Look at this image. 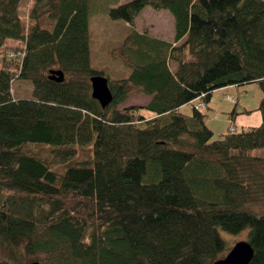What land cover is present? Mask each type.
Returning <instances> with one entry per match:
<instances>
[{"label": "trees", "instance_id": "16d2710c", "mask_svg": "<svg viewBox=\"0 0 264 264\" xmlns=\"http://www.w3.org/2000/svg\"><path fill=\"white\" fill-rule=\"evenodd\" d=\"M122 1L0 0V264H215L223 233L245 231L249 264H264V0ZM151 7L170 13L172 41L136 28ZM93 15L134 26L125 77L92 66ZM251 82L261 124L216 138L214 91ZM134 93L150 100L120 108Z\"/></svg>", "mask_w": 264, "mask_h": 264}, {"label": "rangeland", "instance_id": "374dc122", "mask_svg": "<svg viewBox=\"0 0 264 264\" xmlns=\"http://www.w3.org/2000/svg\"><path fill=\"white\" fill-rule=\"evenodd\" d=\"M130 0H123L126 3ZM31 3L26 2L21 8L24 20H27ZM152 8V7H151ZM147 8L139 16L136 22V28L147 30L150 34L167 40H173L175 35L174 20L168 11H157L154 8ZM134 29V26L124 20H111L103 15H93L90 21V45L92 66L96 69L106 70L109 76L113 78L125 77L131 69L121 59L122 44L125 37ZM179 44V43H177ZM114 53V54H113ZM121 57V58H120ZM58 66H55V68ZM175 68V64H173ZM106 76V75H105ZM227 87L216 89L213 93L214 99L210 100V107L206 108L207 123L214 130L217 138L221 133L227 131L232 123L240 129L243 126H257L262 122L261 111L247 112L253 110L260 104L263 93L259 83L251 82L241 85L228 91ZM15 97H31L33 86L30 81L18 80L14 84ZM239 99V107L236 120L232 121V111ZM150 98L139 93L131 95L130 99L120 108L129 105H145ZM238 103V104H239ZM237 104V105H238ZM192 104H185L181 107V112L191 113ZM245 112V113H244ZM148 114V113H147ZM150 116V115H148ZM254 210L264 211V204H257ZM248 232L245 231L240 235L232 236L229 233H223L228 240V246L233 247L236 242L247 240ZM230 250L227 251V253ZM227 253H225L227 255ZM225 254L224 257L226 256ZM223 258V257H221Z\"/></svg>", "mask_w": 264, "mask_h": 264}, {"label": "water", "instance_id": "95a60500", "mask_svg": "<svg viewBox=\"0 0 264 264\" xmlns=\"http://www.w3.org/2000/svg\"><path fill=\"white\" fill-rule=\"evenodd\" d=\"M49 78L57 82L65 81V72L63 70H50ZM92 96L103 108L110 105L114 99L109 79L103 74H96L91 77ZM255 250L248 240H241L231 248L227 255L216 261L215 264H249L253 259ZM37 264V263H34Z\"/></svg>", "mask_w": 264, "mask_h": 264}, {"label": "crops", "instance_id": "0c3cea01", "mask_svg": "<svg viewBox=\"0 0 264 264\" xmlns=\"http://www.w3.org/2000/svg\"><path fill=\"white\" fill-rule=\"evenodd\" d=\"M231 89H234V88H231ZM231 89H230V88H229V89L227 88L228 91H231ZM238 92H239V91H238ZM213 99H214V97H213ZM239 104H240V103H239ZM238 114H239V113H238ZM238 114H237V115H238ZM235 117H236V116H235Z\"/></svg>", "mask_w": 264, "mask_h": 264}]
</instances>
